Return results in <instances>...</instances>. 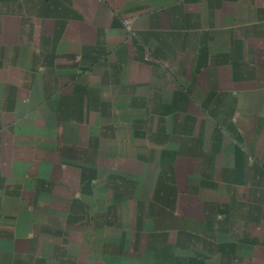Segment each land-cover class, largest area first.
Segmentation results:
<instances>
[{"label": "crops", "instance_id": "0c3cea01", "mask_svg": "<svg viewBox=\"0 0 264 264\" xmlns=\"http://www.w3.org/2000/svg\"><path fill=\"white\" fill-rule=\"evenodd\" d=\"M0 264H264V0H0Z\"/></svg>", "mask_w": 264, "mask_h": 264}]
</instances>
